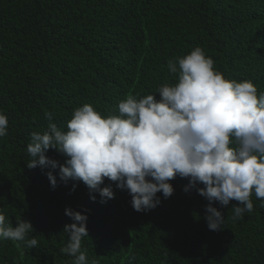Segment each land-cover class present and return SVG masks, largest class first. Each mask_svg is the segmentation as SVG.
Returning a JSON list of instances; mask_svg holds the SVG:
<instances>
[{"label":"trees","instance_id":"1","mask_svg":"<svg viewBox=\"0 0 264 264\" xmlns=\"http://www.w3.org/2000/svg\"><path fill=\"white\" fill-rule=\"evenodd\" d=\"M196 46L228 79L251 80L264 91V0H0V111L8 118L0 138V210L15 226L29 220L25 241H0V264H71L61 249L73 221L70 207L87 215L82 239L97 264H264V207L253 192V211L232 220V205L216 206L223 229L210 230L208 201L187 178L171 180L174 193L154 209L137 212L127 190L111 185L114 198H90L82 181L60 182L59 168L29 169L32 132L52 123L67 131L85 103L102 116L119 115L127 95L156 93L178 82L168 61ZM178 66V65H177ZM46 155L60 164L53 148ZM57 175L53 188L46 175ZM73 183L76 184L72 190Z\"/></svg>","mask_w":264,"mask_h":264},{"label":"clouds","instance_id":"2","mask_svg":"<svg viewBox=\"0 0 264 264\" xmlns=\"http://www.w3.org/2000/svg\"><path fill=\"white\" fill-rule=\"evenodd\" d=\"M167 66L179 73L178 82L160 85L158 100L155 93L127 95L118 104L119 115L104 117L85 103L73 111L65 132L46 112L47 130L31 133L27 167L59 168L60 182L82 181L90 198L99 193L101 202L114 198L111 185L101 186L107 178L129 192L137 212L157 207V193L171 197V180L187 178L185 192L203 185L197 192L208 201V228L222 230L225 216L215 203L225 207L235 200L232 220L253 211V192L264 207V91L258 93L251 80L226 78L200 46ZM8 123L0 111V138L7 135ZM49 148L62 153L65 162L47 156ZM46 175L55 188L57 175L51 170ZM75 187L73 183V191ZM65 214L73 222L63 227L68 242L61 251L73 257L71 264H97L89 262L87 249H82V239L88 237L87 215L70 207ZM33 230L22 218L13 226L0 210V241H25L34 248L37 239L28 238Z\"/></svg>","mask_w":264,"mask_h":264}]
</instances>
